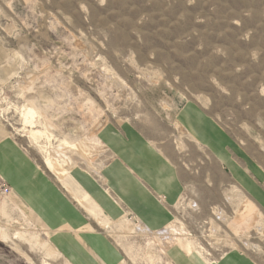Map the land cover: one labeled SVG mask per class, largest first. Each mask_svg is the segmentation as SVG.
I'll return each mask as SVG.
<instances>
[{
	"label": "rangeland",
	"instance_id": "rangeland-1",
	"mask_svg": "<svg viewBox=\"0 0 264 264\" xmlns=\"http://www.w3.org/2000/svg\"><path fill=\"white\" fill-rule=\"evenodd\" d=\"M189 101L226 135L231 163L178 124ZM24 104L52 125L50 140H30L28 131L43 125L24 122ZM126 120L173 162L183 195L171 224L158 231L131 211L105 217L88 195L101 210L92 214L124 252L121 264H177L174 248L210 264L240 250L264 264V202L241 177L264 194V0H0V141L14 139L76 198L73 191H84L73 169L81 165L101 180L110 156L98 132ZM92 135L94 157L56 152L59 138L88 142ZM49 152L67 162L73 191L44 166ZM12 192L0 176V232L8 234L0 238V264H43L45 247L16 236L42 227ZM127 221L135 232L123 228ZM180 235L194 250L161 248L163 238ZM56 252L48 261L68 264Z\"/></svg>",
	"mask_w": 264,
	"mask_h": 264
},
{
	"label": "crops",
	"instance_id": "crops-1",
	"mask_svg": "<svg viewBox=\"0 0 264 264\" xmlns=\"http://www.w3.org/2000/svg\"><path fill=\"white\" fill-rule=\"evenodd\" d=\"M30 106L41 116L36 106ZM178 124L197 141L211 146L223 160L232 162L223 147L228 141L226 135L197 103L189 101L182 107ZM98 136L107 147L110 159L102 168L101 180L81 165L73 169L72 175L81 189L109 219L119 220L131 211L152 231L166 228L175 218V206L183 195L182 177L173 162L134 121L105 124ZM64 139L71 144L79 143ZM0 176L12 187L13 198L26 207L42 227L40 232L48 241L51 237L68 264L122 263L123 250L97 218L12 138L0 141ZM241 177L264 202V194L257 192L255 182L245 173ZM95 207L101 215L99 207ZM0 238L6 239L2 235ZM194 254L185 256L174 248L170 257L177 264H210ZM211 264L257 263L240 250H232Z\"/></svg>",
	"mask_w": 264,
	"mask_h": 264
},
{
	"label": "bare ground",
	"instance_id": "bare-ground-1",
	"mask_svg": "<svg viewBox=\"0 0 264 264\" xmlns=\"http://www.w3.org/2000/svg\"><path fill=\"white\" fill-rule=\"evenodd\" d=\"M21 110H22L21 114L23 116L22 118H23V120H24V122L26 124L31 125L32 128L38 126V124L40 123L38 119H40V117H42V116H40L35 109H33L29 104H24L22 106ZM40 124L43 125L42 126V129H37V130L30 129V131H28L29 132V138H30V140L33 141V142L35 141L37 144H38V142H40V139L41 138H43L42 140H44V138L50 140L52 138V136H53V133H52L53 127H52V125L46 124V122L45 123L43 122V123H40ZM25 132H26V130H25ZM95 133H96V130H95ZM64 138L65 137H62V138H59L58 139L59 144H58V146L56 148V152L58 154H60L59 156H61V158H62V156L65 157L66 155H69L67 153V151L70 150V149L71 150L72 149L75 150L76 152L74 154L77 155V157L80 156L82 158V160H83V158H86L87 159L89 156L92 157L93 155H95L94 153L96 152V150L98 151V148L99 147H98L97 142H99V140L97 138H94V135H92L91 137H89L91 139V140L88 141L89 143L88 142H85V141H77L79 143H77V144H71V142H68ZM48 144H51V143L48 142ZM51 145H53V144H51ZM49 150H51L50 147H49ZM52 151L54 152L55 150L53 149ZM49 153H51V154L45 155V157L43 158V164H44V166L52 174L56 175L57 178L59 179V181L64 186H66L71 191H73L72 185L70 183L69 168L66 167V164H65L67 162H65L64 160H60L58 157L56 158L57 154L53 156L52 154H55V153H52V152H49ZM74 154H73V156H74ZM91 154H93V155H91ZM100 154H101V152H100ZM86 155H88V157ZM96 155H99V154H96ZM70 156L72 157V155H70ZM71 157H70V159H68V158L67 159L68 160H71ZM73 193L76 196V198L78 199V201L82 202L83 204L85 203V201H86V203L87 202L88 203H91V205H90V207H91L90 208L91 213H93V214H96L97 213L96 207H95L94 203H92L93 201L92 202L91 201L89 202V197H88V195L86 193H83L84 195H82V196L79 195L78 191H76V192L73 191ZM97 215H98V213H97ZM127 222L124 224V227L123 228L125 230H132V231L135 232L134 229H136L137 227L135 226L136 227L135 228L133 223L130 224L129 222L128 223ZM121 226H122V224H121ZM0 227H1V224H0ZM121 230H123V229H121ZM7 231H8V228H7ZM128 232H130V231H128ZM3 233H5V232H2L1 233L2 236L4 238H7L8 237V234L7 233L6 234H3ZM11 236H13V235H11ZM16 236H21V237L24 236V238L26 237L25 239L28 240V242L34 241V243L36 244V246L42 245L43 247H45V250H46V252H45L46 255L45 256H47V257H44L42 263L43 264H51L48 261V257H51L53 255H56L57 252H56V249L54 248V246L47 241L46 237L40 232V230L30 231L29 233H27L25 235H21L20 232H16ZM163 239L164 240L161 241L162 242V245H163V246H161V248H163V250H165V251H166V249L169 248V245H171L172 243H180L181 246L185 250H187V251L194 250V248H193L194 246L190 243V241H188V239L182 237L181 235L180 236H175V238L174 237L173 238L170 237V239H165V238H163Z\"/></svg>",
	"mask_w": 264,
	"mask_h": 264
},
{
	"label": "built area",
	"instance_id": "built-area-1",
	"mask_svg": "<svg viewBox=\"0 0 264 264\" xmlns=\"http://www.w3.org/2000/svg\"><path fill=\"white\" fill-rule=\"evenodd\" d=\"M3 190L4 191H7V192H10L11 191V189L9 188V186H3Z\"/></svg>",
	"mask_w": 264,
	"mask_h": 264
}]
</instances>
